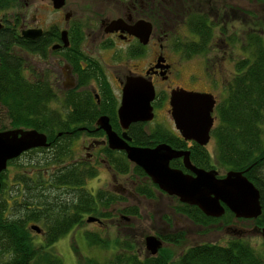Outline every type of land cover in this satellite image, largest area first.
Returning a JSON list of instances; mask_svg holds the SVG:
<instances>
[{
	"label": "trees",
	"instance_id": "16d2710c",
	"mask_svg": "<svg viewBox=\"0 0 264 264\" xmlns=\"http://www.w3.org/2000/svg\"><path fill=\"white\" fill-rule=\"evenodd\" d=\"M12 2L0 0V8H7ZM255 30L244 37L245 55L235 62L225 94L215 104V121L210 136L215 145V162L224 169L243 170L258 189L261 211L252 221L260 226L264 224V34ZM13 45H20L26 51L44 49L33 40L20 36L16 25L6 24L0 28V107L9 127L35 128L46 134L48 146L26 151H47L40 157L38 165L49 161L52 169L44 174V170L37 166L33 176L18 172L14 177L16 182L7 191L10 202L9 198L0 195V264H61L60 257L51 250L50 244L71 226L81 223L85 213L98 211L100 214L99 204L104 206L121 198L103 189L93 194L83 186L96 169L87 163L64 161L63 157L69 153L70 139L65 130L74 124L88 125L101 112L108 115L113 126L117 125L114 102L110 98L106 103V98H103L97 105L84 95L85 92H71L60 101L67 107L64 113L60 108L49 107L48 102L56 99L55 93L45 79L38 75L29 77L22 72L24 59L13 49ZM0 129H5V124L0 123ZM58 131L59 137L56 135ZM128 131L134 144L152 145L163 140L172 147L183 145L182 140L167 134L147 135L134 124L129 126ZM99 133L102 134L101 131ZM56 137L58 140L53 142ZM190 150V159L195 164L209 166V155L203 146L193 143ZM107 152L115 155H112L110 163L117 171L128 170L130 163L123 153ZM15 158L17 156L7 163ZM170 164L175 165V160L172 159ZM131 168L138 175L144 174L138 166ZM3 185L2 170L0 192ZM153 185L149 180L148 183L137 184L135 189L150 195ZM15 194H18L17 198L13 197ZM178 204V210L198 224L221 219L229 222L233 217L228 209L213 217L203 214L196 205ZM136 210L135 205L123 207L124 212ZM30 222L41 223V226L37 225L42 229V240H34L28 228ZM84 234L87 235V232ZM88 234L89 240L99 242L95 235ZM160 236L164 241L175 243L182 239L183 232L181 229L162 231ZM254 246L239 236H231L225 242L197 241L184 247L176 258L170 260L165 253L143 258L129 244L115 252L106 264H264V248H260L261 253Z\"/></svg>",
	"mask_w": 264,
	"mask_h": 264
},
{
	"label": "flooded vegetation",
	"instance_id": "af4514ba",
	"mask_svg": "<svg viewBox=\"0 0 264 264\" xmlns=\"http://www.w3.org/2000/svg\"><path fill=\"white\" fill-rule=\"evenodd\" d=\"M71 1L74 2L73 4H77V1H80L85 7L86 1L89 0ZM95 1L97 3V0ZM101 2H103V5H100V8L103 9L93 11L86 16L83 11L76 10V7L70 5L68 0H63L62 4L58 7L53 6L52 0H13L12 5L8 6L6 9L12 7L18 10L12 11L9 14L5 13L4 15L3 10L5 8H0L2 11L0 14V28L6 24L16 25V29L20 36L31 39L35 44L44 48L29 52L39 54L44 58V60H42V64H44L40 69L34 70L31 77L38 75L39 78L45 79L52 89V92L55 93L56 99L50 100L48 104L51 101H57L60 104L61 112L64 113L63 111L67 110V107L62 105L60 101L65 95L71 92H85L84 95L97 105L101 103L103 98H106V103L112 98L117 125L113 126L109 121L108 115L104 112L98 113L97 116L100 114L106 115L111 128L117 134H120V132L124 130L129 136V139H127L129 144L139 145L131 142L132 137L130 133H128L129 126L134 124L141 128L147 135L152 136L153 133L167 134L168 136L182 140L183 145L174 148L187 150L190 159V149L193 143L205 148V144L211 137L210 129L215 121V104L218 99H216V96L210 90L197 88L194 85H186L187 82L182 81L181 66L185 63L184 61H189L190 59L196 63V68H198L199 73H195L194 71L187 73L185 80H187L189 84L191 82L200 81L208 85L211 84V88L218 84L219 87L226 89L229 79L223 82L221 78L220 59L229 55V52H231L234 47L238 50L241 48V46L238 47L241 39L238 26L240 23L239 17L241 18L245 15L243 6L234 7L229 4L228 0H102ZM111 4H114V12L112 14H110V12L104 13L102 10L108 9ZM49 6L54 8L57 14L63 18L62 27L54 25L55 23H50L47 28H44L38 23V19L41 17L40 15H43L40 10L43 8L50 9ZM28 9L31 10L29 15H27ZM235 13L236 17H234ZM90 20L97 25L94 29H92L93 22ZM114 20L116 22H112ZM143 22H147L150 26L149 34L145 42L139 40V35L143 34ZM29 27H39L42 32L34 38L23 36L20 31ZM253 29L258 28L253 27ZM61 31H63V34H61ZM88 37L93 42L95 41L97 45L101 43L105 49H108L107 47L113 48L114 45L121 46V44H123L125 46L123 48V55L127 56L122 61L127 60L128 62L125 64L119 63V66L121 65L120 67L111 69L112 64L109 61L100 60L101 56L99 52H92L90 44H85L84 40ZM13 49L16 51L17 49L23 48L20 45H13ZM114 52L115 50H110L109 56L113 57ZM172 53H174V57L170 59L169 56ZM203 56L209 59L210 62L205 60ZM212 56L216 58H212ZM189 62L192 63L191 61ZM108 66H110V73L107 69ZM206 72L213 73V78L208 79L205 76ZM128 77H142L151 83L153 88V96L150 100L152 117L149 120L132 121L123 129L118 123L116 109L119 105L122 85ZM111 81L113 83L115 82L114 86L116 85L119 89L117 95L113 91ZM174 88L208 92L214 98V104L210 112L212 124L209 128V138L204 144H199L193 139H185L181 135L179 128L175 126L170 114L169 104L170 91ZM159 110L161 112H159ZM158 112L159 115L162 116L159 120H163L162 118L164 116L168 118V126L155 122L154 126L151 128H145L144 126H146V123L150 120L153 121L155 114L157 115ZM97 116H95L92 123L88 125L74 124L71 125L69 129L65 130V133L68 134L70 138L69 142L76 137L81 139L80 146L84 152V157H78L77 160H70L78 161L81 164L88 163L92 166H94L93 162H100L104 165L102 169L103 172H107L109 178L111 177V179L114 180L116 178L115 174L118 173L130 174L133 176V179L131 178L130 188L116 181L115 185L120 192H129L135 196H142L148 199H152L155 195H158L157 193H165L173 196L179 201L177 196L160 190L153 182L152 194L145 195L139 193L135 189L137 184L142 182L148 183L150 179L145 173L142 175L134 173L131 167L135 164L132 162L128 161L130 163L127 167L128 170L121 172L117 171L114 166H112L110 161L115 155H113L112 152L108 153L107 150L114 151L115 153H123L122 155H124V157L125 154L123 150L112 149L107 146L106 136L103 130L95 124ZM99 131H101L102 134H100ZM56 135L59 137L60 131H58ZM57 137L53 142L58 140ZM162 141L163 140H159L157 142ZM157 142H154V144ZM172 159L175 160V165L170 164ZM172 159L169 160L171 166L180 168L185 172L188 171L182 165L181 156ZM190 161L198 167L205 169L214 168L217 170L218 175H222L224 171L227 170L219 171L217 167H213L211 161H209V166L207 167L197 165L191 159ZM49 169L52 168L49 167ZM35 172L36 168L33 166L30 170H27L25 174L33 176ZM43 172L47 174V170ZM20 173H24V171ZM18 185L21 186L20 183ZM105 191L115 196L119 195L121 197L120 199L124 198V195L121 193H116L109 189H105ZM115 201L117 200L111 201L108 204L110 205ZM123 207L122 210H120L121 212L117 214L118 218L132 216L137 212V210L136 212H123ZM226 209L225 207L224 211ZM94 213L95 212L91 214ZM173 213L182 215L180 211ZM86 214L89 213H85L84 216H86ZM89 216H92V219L88 221H94L98 224L101 222L102 218L96 214L87 215L86 220ZM232 216L234 219L250 220L253 224V218L236 217L233 213ZM107 218L113 220L112 216ZM227 225L229 224L224 225L226 230L235 231V229ZM170 226L169 222L163 220V224L160 225L159 229L156 230L153 235L164 242L160 236V232L181 229H170ZM260 226L253 224V228L257 229V231H259ZM35 232L42 234V229Z\"/></svg>",
	"mask_w": 264,
	"mask_h": 264
},
{
	"label": "rangeland",
	"instance_id": "374dc122",
	"mask_svg": "<svg viewBox=\"0 0 264 264\" xmlns=\"http://www.w3.org/2000/svg\"><path fill=\"white\" fill-rule=\"evenodd\" d=\"M101 1L102 0H97V3L95 0L86 1L85 7L80 3V1H77V4H73L74 2L68 0V3L76 7V10H79L81 12L83 11L84 15L87 16L93 11L103 9L100 8V5H103V2ZM228 1L229 4L234 7L243 6L245 15H243V17L241 18L239 17L240 23L238 27L241 33V39L239 41L238 47L241 46L240 50L234 47V49L229 52V55H227L226 57L224 56L222 59H220V71L223 82L226 79H230V77L234 73L235 62L238 59L244 57L245 55V49H243V45L245 46L244 37L246 36V34L248 32L250 33L252 31H256L255 29H253V27L258 28L257 32L264 34V0ZM113 6L114 4H111L108 9L102 11L104 13L110 12V14H112L114 12ZM49 7L50 9L43 8L42 10H40L41 14L43 15H40L41 17L38 19V23L41 24L44 28H47L50 23H55L54 25L62 27L63 18H61L57 14V11H55L54 8H52L51 6ZM15 10L18 9H13L12 7H10V9L5 8L3 10V13L5 15V13L9 14ZM1 12L2 11L0 10V14ZM30 12L31 10L28 9L27 15H29ZM234 17H236V13L234 14ZM96 26V23L94 24L93 22L92 29H94ZM84 42L85 44H90L92 52H99L101 56L100 60L109 61L112 64L111 69L120 67L121 65L119 66V63L125 64L126 62H128L127 60L122 61L127 56L123 55V48L125 47L123 44H121V46L114 45L113 48L107 47L108 49H105L101 45V43L97 45V43L95 41L93 42L92 40H90L89 37L86 38ZM110 50H115V52L113 53V57L111 56L112 59L109 56ZM16 51L21 54L24 59V67L22 69V72L26 76L31 77L33 75L34 70L40 69V67L44 64H42V60H44V58L39 54L29 52L23 49H17ZM173 55L174 53H172L169 58H173ZM204 57L205 56H203V58ZM213 57L216 58L215 56H212V58ZM204 59L210 62L209 59ZM189 61H191L192 63H190ZM189 61H184L185 63L181 66L182 81L187 82L186 85H194L197 88H205L207 90H210L212 91V93H214L216 99L220 100L225 94V88L219 87L218 84H216L215 87L211 88V84L208 85L200 81H195L194 83L191 82L189 84L188 81L185 80L188 72L194 71L195 73H199L198 68H196V63L191 59ZM109 67L110 66H108L107 69L110 73ZM205 76L208 79H212L213 73L206 72ZM114 83L111 81V86L113 88V91L117 95L119 93V89L116 85L114 86ZM48 106H52L58 109L60 108V104L57 101H51ZM159 112L161 111L159 110ZM159 112L157 115L155 114L153 121L150 120L148 123H146V126H144L145 128H151L152 126H154L155 122H158L162 125H167L168 118L164 116L162 118L163 120H159L162 117L161 115H159ZM0 123L5 124V128L9 127L7 118L5 117L4 111L1 107ZM80 140L81 139L79 137H76L73 138L71 142H69V153L67 156L63 157L64 161L70 159L77 160L78 157H84V152L80 146ZM214 146V140L212 137H210L208 142L205 144V148L207 149L209 154V161H211L213 167H217L219 171L225 170L215 162ZM45 152L47 151H25L22 152L19 156H17V158L12 160L13 162L9 164L7 163L6 168L3 170L4 185L2 187V192H0V195L5 196L6 199L9 198L8 201L10 202V197H8L7 191L11 184L16 182L14 180V177L17 176L18 172H26L27 170H30V168L33 166L35 168H38L37 166H39L40 170L42 168V170H47L48 172L49 167L51 166V163L49 161L47 162V164L38 165L40 157ZM93 163L96 167V171L93 175H91L85 180L83 186L93 194L98 189H109L116 193L123 194L124 198L117 200L111 203L110 205H98L100 215H98V211H95L94 214L102 218L101 222L99 223L100 225L94 221L86 220L87 215L94 214H86L81 223L71 226L67 231H65L62 235H60L55 241L50 244L51 250L60 257L61 264H106L107 259L112 257L115 252H117L121 248H126V246H128L129 244L132 245L133 251L135 250L136 252H138V255L142 256L143 258L147 257L150 255V253L147 249H145L144 236L147 234L155 233V231L159 229L160 225L163 224V220L169 222V226L171 225L169 227L170 229L181 228L183 232L182 239L175 243L164 241L161 243V245L156 251L157 254L165 253V255L169 256L170 260L176 258L180 251L191 243L197 241L225 242L227 238L234 235H239L240 237L247 239L248 242L251 245H255L256 247H254L259 251L264 248V239L261 237L260 232L257 231V229L253 228V224L250 220L234 219L232 217L230 218L231 221L229 222H225L221 219L213 220L206 224L195 223L192 220H189L187 215L184 213H182V215L173 213L179 211L178 207L180 206L178 204L179 201L173 196L167 195L165 193H157L158 195H155L152 199H148L142 196H135L133 194H130L129 192H120L118 190V187H116L115 185L116 181H119L122 185L130 188L133 176H131L130 174L118 173L115 174L116 178L114 180L111 179V177L109 178L107 172H103V164L96 161ZM13 197L17 198L18 194L13 195ZM131 204L137 205V212L132 216L118 218L117 214L121 212L120 210H122V207L124 205ZM109 216H112L113 220H109L107 218ZM30 223H36L41 226L40 222ZM225 224H229L227 226L235 229V231L233 232L232 230H226L224 228ZM28 228L30 229V234L34 236L35 241L42 240V235L40 233L35 232V230L30 228V226H28ZM84 232H87V235H89V232L92 235H95L96 238H98L96 240H98L99 242L89 240L90 235L87 236L86 234H84ZM101 241H104L106 243L101 244ZM156 253L152 255H155Z\"/></svg>",
	"mask_w": 264,
	"mask_h": 264
},
{
	"label": "water",
	"instance_id": "95a60500",
	"mask_svg": "<svg viewBox=\"0 0 264 264\" xmlns=\"http://www.w3.org/2000/svg\"><path fill=\"white\" fill-rule=\"evenodd\" d=\"M62 2L63 0H52L54 7ZM149 29V24L143 22V34L139 35L141 42L146 41ZM41 32L39 27L20 31L29 38H34ZM152 96L153 88L149 81L142 77H128L122 85L116 109L120 127L125 129L132 121L151 119ZM169 104L171 117L181 135L185 139L204 144L209 138L212 124V95L208 92L174 88L170 91ZM95 124L103 130L108 147L123 150L126 159L139 166L151 182L160 190L177 196L179 201L196 205L203 214L214 217L220 216L225 207L236 217L254 218L260 214L258 189L245 176L243 170L227 169L222 175H218L214 168L195 166L191 163L187 150L176 149L164 141L152 146L129 144V136L125 131L117 134L104 114L96 117ZM48 145L46 134L35 128L14 126L0 129V172L6 168L9 159L18 156L22 151ZM179 156L187 172L169 164L170 159ZM91 219L92 216L87 217V220ZM30 228L40 230L36 223H31ZM259 232L264 239V224L259 227ZM161 243V239L153 234L144 236V246L150 254L156 253Z\"/></svg>",
	"mask_w": 264,
	"mask_h": 264
}]
</instances>
